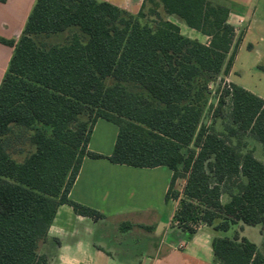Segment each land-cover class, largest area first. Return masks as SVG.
Here are the masks:
<instances>
[{"label":"trees","instance_id":"16d2710c","mask_svg":"<svg viewBox=\"0 0 264 264\" xmlns=\"http://www.w3.org/2000/svg\"><path fill=\"white\" fill-rule=\"evenodd\" d=\"M154 1L210 43L182 35L155 9L158 23L143 22ZM228 20L229 9L210 0H144L137 15L98 0H36L17 42L0 40L14 47L0 84V264H47L38 249L60 205L104 218L69 197L85 158L171 170L165 200L179 201L174 223L189 237L201 225L264 228V163L241 141L264 146V101L229 83L218 104L231 98L225 130L201 124L206 83L229 73L238 49ZM71 28L65 44L38 41ZM100 119L118 127L108 157L88 149ZM12 126L31 133L34 151L21 162L2 139ZM211 244L221 264H264V251L238 232Z\"/></svg>","mask_w":264,"mask_h":264},{"label":"crops","instance_id":"0c3cea01","mask_svg":"<svg viewBox=\"0 0 264 264\" xmlns=\"http://www.w3.org/2000/svg\"><path fill=\"white\" fill-rule=\"evenodd\" d=\"M98 1L108 2L132 15L139 13L144 2ZM210 1L229 9L228 21L234 26L239 43L229 73L222 76L230 84L240 86L232 79L237 52L252 31L264 46V0ZM35 2L7 0L0 3V40L17 42ZM166 19L179 26L182 35L204 45L210 43L209 36L189 28L178 17L166 16ZM238 27L243 30L240 36ZM247 48L255 49L251 43L247 44ZM13 51L14 47L0 42V84L7 73ZM263 58L257 69L264 73ZM240 87L264 101L263 91ZM117 135L115 124L100 119L93 128L88 149L108 157L113 152ZM171 177L172 171L165 167L133 168L112 164L106 159L85 158L69 197L99 211L104 218L94 221L77 215L69 205H60L38 253L46 257L47 264H221L213 253L211 243L215 237L231 239L228 236L231 230L247 238L263 252L264 228L260 226L253 227L259 230L257 240L246 236L250 226L242 223L232 226L227 232H217L201 225L189 237L174 223L178 200H170L172 208L166 213L168 205L165 196ZM183 184L184 181L181 186ZM181 189L178 191L181 192ZM228 200L222 197L223 203ZM123 223L127 225L125 230L121 229Z\"/></svg>","mask_w":264,"mask_h":264},{"label":"rangeland","instance_id":"374dc122","mask_svg":"<svg viewBox=\"0 0 264 264\" xmlns=\"http://www.w3.org/2000/svg\"><path fill=\"white\" fill-rule=\"evenodd\" d=\"M158 10L162 18L166 16L163 13L162 8L156 1L148 2L143 9L145 18L143 22H149L152 25L158 23L155 15L151 13L153 10ZM238 35L243 33L242 28H237ZM77 33L76 28H71L63 33L51 35L48 37H38L39 42H43L46 45L53 44H65L72 36ZM251 43L255 49L250 50L247 48V44ZM264 56V46L259 42V37L254 31L248 34L247 40L237 52L233 68V82L240 86H247L251 90H259L264 92V73L257 69V64ZM264 59V58H263ZM224 73V72H223ZM221 73L219 76H215L207 81L206 93H207V104L205 105L202 113L201 124L214 127L217 131H224L226 126L229 124V114L231 111V98L225 97V105L222 108L218 107L219 99L223 95L224 91L228 89L230 82L226 81ZM199 81L204 82V79ZM82 120H87L88 116L84 115ZM31 133L24 128L12 126V130L6 136H3V142L5 143L8 154L18 162L24 160V158L33 152L34 148L30 145L29 136ZM242 144L247 143V149H253L256 159L264 163V146L259 144L255 139L249 135L242 137ZM180 181L177 189H180ZM227 196H224V200ZM166 213L172 208L171 202L168 201ZM166 218V217H165ZM235 235L234 230L228 233V236L233 238ZM246 236L251 240H257L259 237V230L253 227H249ZM264 251V246L262 248Z\"/></svg>","mask_w":264,"mask_h":264}]
</instances>
